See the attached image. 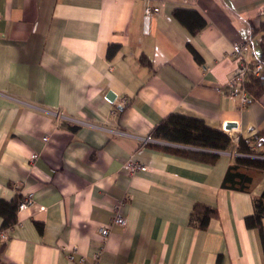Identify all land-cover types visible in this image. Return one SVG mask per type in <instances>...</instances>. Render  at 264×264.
I'll use <instances>...</instances> for the list:
<instances>
[{"label": "crops", "instance_id": "obj_1", "mask_svg": "<svg viewBox=\"0 0 264 264\" xmlns=\"http://www.w3.org/2000/svg\"><path fill=\"white\" fill-rule=\"evenodd\" d=\"M262 23L264 0H0V200L36 202L6 230L0 215V264H264V227L245 222L264 170L225 185L238 140L213 161L146 140L170 113L238 139L264 132V92L246 104L226 92L232 44L257 62ZM198 203L217 212L206 228L190 221ZM116 214L126 223L104 238Z\"/></svg>", "mask_w": 264, "mask_h": 264}, {"label": "trees", "instance_id": "obj_2", "mask_svg": "<svg viewBox=\"0 0 264 264\" xmlns=\"http://www.w3.org/2000/svg\"><path fill=\"white\" fill-rule=\"evenodd\" d=\"M183 11L185 10L176 9L174 15L183 20L181 14ZM205 23V19L201 17L194 26L190 25L192 33H196ZM261 27L264 28V23H262ZM119 49V44H110L107 53L108 57L112 58ZM258 61L264 64V34L260 40V56ZM247 87L252 99L259 97L264 92V76L254 78ZM151 137L154 140L203 149L204 151H198L172 147L161 143H150L154 147H161L187 157L206 161H213L217 156V152L227 150L233 143L232 137L227 132L213 128L201 119L188 117L179 113H170L164 117L154 128ZM237 144V150L240 155L236 157L235 162L229 167L225 179L226 186L229 185L232 172L233 174L239 173L246 182L250 183L252 181L254 174L244 171L240 173L239 170L241 168L264 170V132H257L252 138L240 136ZM249 185L241 184V188L248 190ZM20 199L21 195H16L10 201L0 200V215L3 218L2 230H6L17 222V209ZM253 205V213L245 218L246 225L250 228L257 227L262 231L264 227V191L261 195L253 198ZM216 213L214 208L198 203L193 207L191 212V224L199 228H206L209 219L215 216Z\"/></svg>", "mask_w": 264, "mask_h": 264}, {"label": "built area", "instance_id": "obj_3", "mask_svg": "<svg viewBox=\"0 0 264 264\" xmlns=\"http://www.w3.org/2000/svg\"><path fill=\"white\" fill-rule=\"evenodd\" d=\"M160 11L159 5H148L145 8V17L146 19H149L151 15L156 14ZM246 41L245 40H237L232 44L231 54L234 57L236 61V66L232 72V75L230 76V79L227 82L226 85V92L233 96L239 98L240 102L242 104H246L251 99V94L248 90L247 85L251 83V81L254 78L262 77L264 76V64L260 61L257 62H250L248 61L246 57ZM122 104H126V100L124 99ZM233 139L236 138L238 140V137L234 136ZM47 140V137L44 138ZM147 141H152L153 138L148 136ZM39 155L38 153L34 152L31 154V160L34 162L38 159ZM127 167L130 171H134L136 169H147L146 165H142L136 161L130 160L127 163ZM35 200L33 199V196L31 193L21 197L19 203H18V211H22L26 208L33 207L35 205ZM41 209H45V206H41ZM126 218L120 214H116L112 220L104 224L100 227V233L101 235L106 238L111 229V225L113 224H119V225H125ZM1 239L6 238V233L3 231L0 233ZM69 258L74 259V251H76V248L73 247L72 249H69ZM99 254H97V257ZM83 260V258L81 259Z\"/></svg>", "mask_w": 264, "mask_h": 264}, {"label": "water", "instance_id": "obj_4", "mask_svg": "<svg viewBox=\"0 0 264 264\" xmlns=\"http://www.w3.org/2000/svg\"><path fill=\"white\" fill-rule=\"evenodd\" d=\"M108 98L110 100L114 99L115 98V95L112 93V92H109L108 93ZM236 127V123H233V122H229V123H226L225 124V129L227 130H231L232 128Z\"/></svg>", "mask_w": 264, "mask_h": 264}]
</instances>
